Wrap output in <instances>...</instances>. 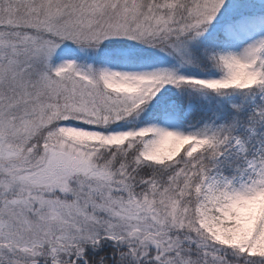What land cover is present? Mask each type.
<instances>
[{
    "label": "snow or ice",
    "instance_id": "6c2138e0",
    "mask_svg": "<svg viewBox=\"0 0 264 264\" xmlns=\"http://www.w3.org/2000/svg\"><path fill=\"white\" fill-rule=\"evenodd\" d=\"M0 264H264V0H0Z\"/></svg>",
    "mask_w": 264,
    "mask_h": 264
}]
</instances>
